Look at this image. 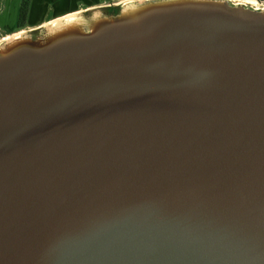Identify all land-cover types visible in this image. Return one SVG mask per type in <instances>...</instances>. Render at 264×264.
Listing matches in <instances>:
<instances>
[{
	"label": "water",
	"instance_id": "obj_1",
	"mask_svg": "<svg viewBox=\"0 0 264 264\" xmlns=\"http://www.w3.org/2000/svg\"><path fill=\"white\" fill-rule=\"evenodd\" d=\"M0 264H264V7L135 0L0 43Z\"/></svg>",
	"mask_w": 264,
	"mask_h": 264
},
{
	"label": "rangeland",
	"instance_id": "obj_2",
	"mask_svg": "<svg viewBox=\"0 0 264 264\" xmlns=\"http://www.w3.org/2000/svg\"><path fill=\"white\" fill-rule=\"evenodd\" d=\"M53 2L55 0H52ZM52 1H50L49 3H51ZM94 0H58L57 2H55L56 4L53 6H50L47 10H39L36 13L31 14L30 13V23L28 26H26L25 30L30 31L33 29H37V27L35 28L34 26L36 24H38L39 22H41L43 19H47L50 17H53L56 14L62 13L64 11L67 10H72L71 12H67L63 15L60 16H64L66 14H70L72 12H77L80 11V13L84 12L86 9V7L95 8L96 9H108V10H116L119 6L118 3L124 2V1H130V0H99V1H95V7L92 6ZM257 3H260L259 0H253ZM41 0H35L34 1V5L37 6L38 4H41ZM52 2V3H53ZM97 6V7H96ZM57 16V17H60ZM56 17V18H57ZM10 27L8 25L4 26V27H0V34L3 33V31H9Z\"/></svg>",
	"mask_w": 264,
	"mask_h": 264
},
{
	"label": "crops",
	"instance_id": "obj_3",
	"mask_svg": "<svg viewBox=\"0 0 264 264\" xmlns=\"http://www.w3.org/2000/svg\"><path fill=\"white\" fill-rule=\"evenodd\" d=\"M21 0H0V27H4L6 25H8L10 27L9 31H3L2 34H0V37H3L5 35H10L12 33L15 32V23H16V17H17V11H18V7L20 4ZM30 1V5H29V14H28V19H27V24L26 26H28L30 23L29 19H30V13H36L37 11L41 10H47L50 6L55 5L58 0H55L54 2L52 0H41V4H38L37 6L34 5V1L35 0H29ZM50 1H52L51 3H49ZM95 1H99V0H94L92 3V6L95 7ZM97 7V6H96ZM87 10H90V6L85 8ZM95 9V8H92ZM72 10H67L64 11L62 13L56 14L53 17L47 18V19H43L41 22H39L38 24H36L34 27L38 28L39 26H41L40 24L46 23L54 18H56L57 16L63 15L67 12H71Z\"/></svg>",
	"mask_w": 264,
	"mask_h": 264
},
{
	"label": "bare ground",
	"instance_id": "obj_4",
	"mask_svg": "<svg viewBox=\"0 0 264 264\" xmlns=\"http://www.w3.org/2000/svg\"><path fill=\"white\" fill-rule=\"evenodd\" d=\"M131 1H135V0H130V1H127V2H126V1H124V2H119L118 5H123V4L128 3V2H131ZM229 1H232V2H234V3H242V4H246V5H249V6H251V7H258V8H259V7H264V5H263V6H258L255 2H247V1H243V0H229ZM79 13H80V11H77V12H72V13H70V14H66V15H64V16H60V17L54 18V19H52V20H50V21H48V22H46V23L40 24L41 26H39V27H43V26H46V25H48V24L54 23L55 21L63 20V19H65V18H68V17H72V16H75V15H78ZM25 32H27V30L22 29V30H19V31H17V32H14V33H12V34H10V35H6V36L0 38V43H2L3 41H5V40H7V39H9V38H11V37H15V36L20 35V34L25 33Z\"/></svg>",
	"mask_w": 264,
	"mask_h": 264
},
{
	"label": "trees",
	"instance_id": "obj_5",
	"mask_svg": "<svg viewBox=\"0 0 264 264\" xmlns=\"http://www.w3.org/2000/svg\"><path fill=\"white\" fill-rule=\"evenodd\" d=\"M29 5H30L29 0L20 1L18 11H17L16 23L14 27L15 32L26 28L28 14H29Z\"/></svg>",
	"mask_w": 264,
	"mask_h": 264
},
{
	"label": "built area",
	"instance_id": "obj_6",
	"mask_svg": "<svg viewBox=\"0 0 264 264\" xmlns=\"http://www.w3.org/2000/svg\"><path fill=\"white\" fill-rule=\"evenodd\" d=\"M260 3H258V6H263L264 5V0H259ZM255 2V1H254ZM256 3V2H255ZM257 4V3H256Z\"/></svg>",
	"mask_w": 264,
	"mask_h": 264
},
{
	"label": "flooded vegetation",
	"instance_id": "obj_7",
	"mask_svg": "<svg viewBox=\"0 0 264 264\" xmlns=\"http://www.w3.org/2000/svg\"><path fill=\"white\" fill-rule=\"evenodd\" d=\"M243 1H247V2H254L253 0H243ZM121 2V1H120ZM108 10V9H107ZM116 11V10H115ZM34 30V29H33ZM6 36V35H5ZM4 37V36H3ZM2 38V37H0Z\"/></svg>",
	"mask_w": 264,
	"mask_h": 264
}]
</instances>
